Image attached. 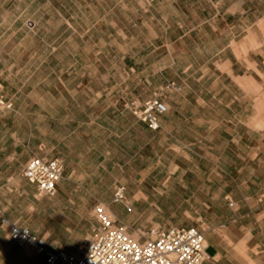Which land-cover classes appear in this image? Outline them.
I'll return each instance as SVG.
<instances>
[{"label": "rangeland", "instance_id": "obj_1", "mask_svg": "<svg viewBox=\"0 0 264 264\" xmlns=\"http://www.w3.org/2000/svg\"><path fill=\"white\" fill-rule=\"evenodd\" d=\"M218 1L0 0V95L13 103L0 107V207L48 244L81 254L99 227L95 205L108 206L125 185L130 209L112 203L114 219L138 240L153 227L195 226L222 234L223 264L264 262V47L253 63L205 65L220 85H206L204 126L154 130L128 106L165 91L192 60ZM253 2L244 8L263 15L264 0ZM250 94L261 112L251 113ZM74 147L93 172L76 183V197L62 188L41 195L22 175L29 157L71 156ZM0 264L46 262L11 241L0 243Z\"/></svg>", "mask_w": 264, "mask_h": 264}, {"label": "crops", "instance_id": "obj_2", "mask_svg": "<svg viewBox=\"0 0 264 264\" xmlns=\"http://www.w3.org/2000/svg\"><path fill=\"white\" fill-rule=\"evenodd\" d=\"M253 4V0H219L217 2V16L213 20H211L212 17L210 16L211 18H205L203 21L208 24L201 33L202 45H198L196 48L193 47V51L197 54H194V57L187 65L182 66L178 72L174 73L175 75H172V77L168 79L167 84L165 85V91L158 93L156 91L157 88H154L152 96L144 94L137 98H129L127 100L135 101L137 104L143 105L146 100L159 96L167 107V110L159 117V129L165 132L173 131V129L179 127L187 128L188 126L192 127L193 125H206L207 122L205 121V118L207 117V114L204 109L208 106V96L212 92V90L206 85L209 83H212V85H220V77L213 79L206 77L205 65L207 66V64L211 62L217 64L219 68L220 65H227V63L233 61L246 62L247 64L253 63L254 61L251 58V55L258 53L260 48L264 47V14L251 15L248 8H244V5H248L252 8ZM240 55L245 56L240 57ZM198 65L199 67L201 65L203 72H200ZM149 84L151 83L149 82ZM215 95L216 93L213 94V97H215ZM5 100L11 103V101L7 99ZM247 100L250 102L253 101V95L250 94ZM218 103V106L215 107V109H217L215 112L218 111V118L221 119L219 120L218 125H221L225 124L226 121L227 106L225 96L223 98L219 97ZM250 105L252 114L255 111L258 113L262 111L256 106L253 109L252 102ZM12 106L10 108H12ZM208 125H210L209 121ZM84 155L85 154L82 152H78L77 147H74V152L71 156H69L67 152H64V154H60V156L49 157L58 158L64 165L62 178L57 184V191L58 188H62L66 195L76 197V194L74 193L76 183L86 180L83 174L93 173L91 169L87 171L82 167L80 161ZM30 158L31 157L28 159ZM123 186L125 187L127 195V188L125 185ZM90 196H95V194H90ZM226 198L234 203L229 195H226ZM105 203L108 205L107 207L109 210L116 215L113 211V202L110 203L106 201ZM1 216H6L11 221L17 222L23 226L25 225L12 217L4 207H0V243L6 245L10 244L11 241L15 243L8 236V226L1 224ZM168 228L169 227L162 229ZM34 233L37 234L36 232ZM204 234L207 241V257L204 264H223L225 261L224 253L222 252L221 247H219L217 238L224 237L218 232L215 233V235L210 231H207V233L204 232ZM231 241H233L232 238ZM15 244L17 247L21 248L17 243ZM47 245L51 248L59 249L52 244H48V242ZM209 248L213 249L212 253L208 252ZM246 264H264V262L248 258Z\"/></svg>", "mask_w": 264, "mask_h": 264}, {"label": "built area", "instance_id": "obj_3", "mask_svg": "<svg viewBox=\"0 0 264 264\" xmlns=\"http://www.w3.org/2000/svg\"><path fill=\"white\" fill-rule=\"evenodd\" d=\"M11 106L12 103L0 96V107ZM128 106L154 130L159 129V117L167 110L159 97L150 98L143 105L131 101ZM63 169L58 158L34 156L25 163L22 175L36 186L39 194L55 196ZM112 201L128 206L123 185L115 188ZM228 201L231 206L234 204ZM93 213L99 227L81 254L49 247L44 237L6 216H1V224L8 226L9 238L21 249L43 255L47 264H204L207 257L206 237L198 227L150 228L145 239L140 241L133 238L124 225L116 222L104 204H96Z\"/></svg>", "mask_w": 264, "mask_h": 264}, {"label": "bare ground", "instance_id": "obj_4", "mask_svg": "<svg viewBox=\"0 0 264 264\" xmlns=\"http://www.w3.org/2000/svg\"><path fill=\"white\" fill-rule=\"evenodd\" d=\"M107 207V206H106ZM109 209V208H108ZM110 211V210H109ZM110 214H111V216L113 217V218H115V216H114V214L110 211ZM136 235L138 236V232H135V234H134V237L133 238H135V239H137L138 240V238L136 237Z\"/></svg>", "mask_w": 264, "mask_h": 264}]
</instances>
